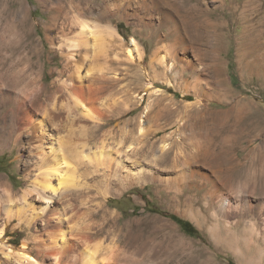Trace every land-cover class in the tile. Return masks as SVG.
Returning a JSON list of instances; mask_svg holds the SVG:
<instances>
[{"label":"rangeland","instance_id":"obj_1","mask_svg":"<svg viewBox=\"0 0 264 264\" xmlns=\"http://www.w3.org/2000/svg\"><path fill=\"white\" fill-rule=\"evenodd\" d=\"M229 1L223 0L224 4ZM53 3L0 0V55L6 65L13 62V72L18 73L16 87L25 92L33 89L38 69L33 59L25 60L28 49L14 48L13 42L18 40L14 31L22 30L30 34L29 39L42 44L41 73L49 85L57 76L54 70L61 67L56 54L64 49L65 41L57 37L56 30L46 27L54 13L46 9ZM24 5H29L26 23L18 21ZM220 5L207 2L211 18L230 22L222 29L218 43L212 45L214 40L208 36L200 41L205 52L200 70L183 66L179 47L170 69L153 63L156 48L170 41L155 44L149 28L132 19L111 17L112 26L117 27L125 43L131 38L138 42L143 61L138 64L126 62L124 56L108 58L107 78L97 87L105 116L97 128L88 130V144L96 148L134 142V130L140 120H145L150 129L139 139L137 160L154 166L157 174L155 181L107 198L100 186L91 182L76 198L74 203L83 214L81 226L89 223L92 227L97 256L105 264H264V0H251L255 27L243 37L245 23L234 22L236 16L230 18L229 10ZM48 37L53 38V45ZM250 41L251 49L242 45L239 53V43ZM188 55L192 58L191 53ZM64 93L58 89L49 99H62ZM207 138L218 144L212 162L196 156L205 150ZM165 140L169 148L161 153ZM18 156L15 144L0 149V179L15 191L25 186V155L21 161ZM184 162L191 170L210 175L207 180L216 182L217 194L228 197L235 211L222 209L209 194V182L187 178ZM225 168L232 173L230 177L219 175ZM11 207L15 210L21 203L16 199L10 202L0 191L4 239L16 248L24 242L31 245L25 222H7L4 208ZM168 216L189 221L197 236L185 234ZM0 262H5L1 253Z\"/></svg>","mask_w":264,"mask_h":264},{"label":"bare ground","instance_id":"obj_2","mask_svg":"<svg viewBox=\"0 0 264 264\" xmlns=\"http://www.w3.org/2000/svg\"><path fill=\"white\" fill-rule=\"evenodd\" d=\"M37 1L42 5L54 1L53 7L46 9L54 12L49 15L46 27L56 30L57 37L65 40L64 49L56 54L61 59V67L54 70L57 76L46 85L41 73L42 44L29 39L30 34H24L22 30L14 31L18 38L13 42L14 48L28 49L29 56L26 52L24 58L28 62L33 59L38 69L34 87L29 92L17 89L18 73L13 72L14 64L6 65L0 55V149L12 143L18 148L20 161L25 155L24 188L15 191L0 179V191L10 202L16 199L21 203V207L15 210L4 208L5 217L8 223L12 219L25 222L31 243L24 242L18 248L8 245L4 229H1L0 253L5 262L0 264H105L97 256L98 246L93 244L94 234L90 233L92 227L89 223L81 226L83 214L74 203L76 198L88 190L91 182L97 183L103 197L107 198L133 186L155 181L157 174L154 166L137 160L139 139L150 129L145 120H140L134 130L137 138L134 142L96 148H90L88 144V130L98 126L105 114L102 110L105 104L97 96V87L107 78L108 58L114 56L117 60L124 56L126 62L138 64L143 61L138 42L131 38L125 43L117 27L112 26L111 17L132 19L149 28L155 44L170 41L156 48L155 52L153 50V63L170 69L179 54L175 48L179 47L183 55L179 61L183 66L200 70L205 53L200 41H206L208 36L214 40L212 45L218 43L222 29L230 22L212 19V9L207 2L221 3L220 8L225 5L230 18L236 16L234 22L245 23L243 37L255 27V22H251V0L242 3L230 0L227 4L223 0L203 3L199 0H97L94 4L93 0ZM28 10L29 5L21 8L18 21L27 22ZM47 39L53 45V38ZM239 45V53L242 45L251 49V41ZM262 47L264 50V44ZM239 56L241 61V54ZM8 73L9 77H4ZM58 89L65 92L64 97L49 99ZM211 140L208 142L207 138L205 150L196 155L204 161L211 159L212 162L215 157L218 144ZM166 142L161 144V153L169 148ZM222 144L227 145V141ZM183 170L189 179L199 177L209 182V194L216 198L222 209L235 211L236 206L228 197L217 194L216 182L207 180L209 173L206 176L196 169L191 170L187 162L183 163ZM219 175L230 177L232 173L225 168Z\"/></svg>","mask_w":264,"mask_h":264},{"label":"trees","instance_id":"obj_3","mask_svg":"<svg viewBox=\"0 0 264 264\" xmlns=\"http://www.w3.org/2000/svg\"><path fill=\"white\" fill-rule=\"evenodd\" d=\"M168 217L171 218L181 228V230L185 234L189 236H197L198 234L197 230L194 228V226L189 221L182 220L174 216H168Z\"/></svg>","mask_w":264,"mask_h":264}]
</instances>
